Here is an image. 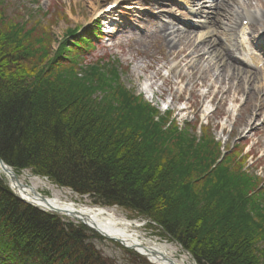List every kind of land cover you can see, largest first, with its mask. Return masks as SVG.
<instances>
[{
  "label": "trees",
  "instance_id": "1",
  "mask_svg": "<svg viewBox=\"0 0 264 264\" xmlns=\"http://www.w3.org/2000/svg\"><path fill=\"white\" fill-rule=\"evenodd\" d=\"M98 32L71 30L51 57L49 44L32 51L0 30V158L156 222L197 264H264L259 179L220 158L207 133L165 128L168 117L121 83L117 62L78 67ZM91 232L23 202L0 177V264H114Z\"/></svg>",
  "mask_w": 264,
  "mask_h": 264
},
{
  "label": "rangeland",
  "instance_id": "2",
  "mask_svg": "<svg viewBox=\"0 0 264 264\" xmlns=\"http://www.w3.org/2000/svg\"><path fill=\"white\" fill-rule=\"evenodd\" d=\"M187 1L133 0V5L128 6L132 8L131 11L122 12L121 24L109 28L110 25L106 23L105 26L99 27L100 38L98 40L93 38L92 41L95 44L93 50L83 54L77 66L84 69L98 62H100L99 65L117 62L121 70V83L136 95L142 96L145 102L158 110L160 117H168L165 128L174 124L179 130L185 131L188 134L186 136H193L197 140L207 133L219 145L220 158H228L232 155L235 160L242 162V171L252 178H258L259 188L264 187V92L249 95L253 89L244 84L245 93L235 94V90L231 89L229 96L218 94L215 99L210 96L198 98L196 94L204 93L206 85L210 82L202 86L199 81L201 86L193 89L185 79H180L184 64L178 63L177 58L167 55L168 44L156 31L157 26L167 22L183 27L182 24L205 21L193 18L183 7V4L187 5ZM242 1V5L252 13L264 14L263 0H253L248 7L245 1ZM113 2L114 0H1L0 17L3 18L0 23L3 26L0 30L4 32L3 38L10 36L12 40H23L31 46L32 51L40 47L36 44L37 42L44 46L49 44L51 57H53L59 45L68 38L71 30L95 29L88 28L95 12L100 7L103 8ZM95 4L98 5V9L93 8ZM123 8L120 11L124 10ZM205 12L208 13V11ZM208 14H210L209 18L213 17L212 11ZM223 23L228 21L224 20ZM207 27L209 26L203 28V31H206ZM13 31L18 32L17 35L13 36ZM180 48L179 45L176 47L178 50ZM207 65V62L201 64L202 68ZM235 83L236 81L232 82V84ZM222 88H225V85ZM258 105H262L263 108L258 109ZM205 106L211 110L207 117L201 113ZM228 107H234V110L229 112ZM182 108L188 109L182 111ZM15 173L19 177L28 175L29 178L26 180L28 183L30 179L37 181L40 192L46 199L59 197L69 204L107 209L118 218L130 223L129 230L132 233L136 232L142 240L170 245L174 249L170 259L175 262L185 259L184 264H197L190 253L177 241L165 236L163 228L156 222L137 217L135 213L117 206L95 205L91 198L80 196L70 189L61 188L51 183L49 179L37 176L29 170ZM0 177L10 187L8 177L1 171ZM64 220L76 225L82 224L72 217H64ZM85 227L96 233L89 227ZM98 235L101 239L93 238L88 243L90 242L103 258L114 264H142L137 256L144 257L134 250H129L99 233Z\"/></svg>",
  "mask_w": 264,
  "mask_h": 264
},
{
  "label": "bare ground",
  "instance_id": "3",
  "mask_svg": "<svg viewBox=\"0 0 264 264\" xmlns=\"http://www.w3.org/2000/svg\"><path fill=\"white\" fill-rule=\"evenodd\" d=\"M120 1L114 0L111 5ZM244 1L248 7L253 0H243L242 2ZM205 3V0L187 1V5L196 10L191 12V15L195 18H206L208 19L206 22L196 26L184 25L183 27L171 22L161 26L156 25L158 35L163 36L164 42L166 41L168 44L169 51L167 55L177 58L178 63L184 64V71L180 73V79H185L193 89L201 86L199 81L202 86L210 82L206 85L204 93L196 94L198 98H208L210 96L215 99L218 94L229 96L231 89L235 90V94L245 93L244 84L253 89H250L249 95L264 92V61L254 52L244 54V51L247 50L245 44L248 46L250 44L249 42H244L241 38V35L245 33L244 28L239 30L241 20H243L242 22L250 20L255 24L256 28H264V16L247 10L242 5L241 0H216L211 1L209 6L205 5ZM93 8L98 9V5L95 4ZM104 9L100 7L94 16ZM206 9L212 11L213 17H204ZM224 20H228V23H223ZM206 26L209 27L206 28V31H203ZM223 37L226 38V42H224ZM178 45L181 46L179 50L176 49ZM239 52L243 53L244 57L237 55ZM247 59L251 60L252 63H258V65L252 67ZM203 62L208 64L204 68L201 66ZM234 81L236 83L232 84ZM223 85H225V88H222ZM234 98L236 99V95H234ZM257 108L262 109L263 107L258 105ZM184 109L182 108L181 110L185 111L188 108ZM227 110L229 112L233 111L234 107H228ZM210 111L205 106L201 113L207 117L211 113ZM16 176L20 184L10 185L13 191L19 195V198L36 207L51 212L60 211L66 216H77L78 220H84L89 227L106 237L115 239L124 246L135 248L139 253L147 255L154 264L185 263V259L171 263L169 259L172 257L174 249L170 245L151 240H142L136 232L132 233L129 230L130 223L118 218L113 212L104 208L69 204L59 197L47 198V201H44L42 199L43 196L38 195L42 194L37 181L30 179L29 183L26 182L29 178L26 174L21 177L16 174Z\"/></svg>",
  "mask_w": 264,
  "mask_h": 264
},
{
  "label": "water",
  "instance_id": "4",
  "mask_svg": "<svg viewBox=\"0 0 264 264\" xmlns=\"http://www.w3.org/2000/svg\"><path fill=\"white\" fill-rule=\"evenodd\" d=\"M0 171L3 173V174H5L7 177H8V179H9V181H10V184L12 185V184H15V183H19V179H18V177L16 176V173L14 172V170L12 169V167H10L9 165H7L1 158H0ZM20 184V183H19ZM22 186V185H21ZM26 187H27V185H26ZM34 193H35V191H34ZM38 194V193H37ZM39 196H42V195H40V194H38ZM18 197H19V195H18ZM21 200H23V201H25V202H27L26 200H24V199H22V198H20ZM42 199L44 200V201H47V199L46 198H44V197H42ZM27 203H29V202H27ZM31 204V203H30ZM33 206H35V205H33ZM44 211H47V210H44ZM53 213H56V214H58V215H62V216H64L60 211H55V212H53ZM73 215H76V214H73ZM67 216H69V215H67ZM69 217H71V216H69ZM72 218H74V219H78V217L77 216H74V217H72ZM84 225H86V226H88L87 225V223L84 221V220H80ZM91 228V227H90ZM91 229H93V228H91ZM94 231H96V232H98L97 230H95V229H93ZM99 233V232H98ZM100 235H102L103 237H106L105 235H103V234H101V233H99ZM107 239H111V240H114V241H116V242H118V243H121V242H119V241H117V240H115V239H112V238H109V237H106ZM122 244V243H121ZM123 245V244H122ZM124 246V245H123ZM124 247H126V246H124ZM126 248H128V249H132V250H135L136 252H138L137 251V249H135V248H129V247H126ZM139 253V252H138ZM140 255H142V256H144V257H146V258H148L149 260H150V258L147 256V255H143V254H141V253H139ZM151 261V260H150ZM169 261L171 262V263H173V262H175L174 260H172V259H169Z\"/></svg>",
  "mask_w": 264,
  "mask_h": 264
}]
</instances>
